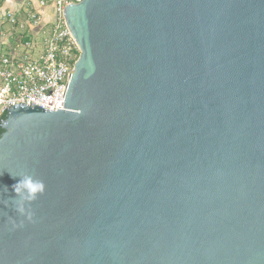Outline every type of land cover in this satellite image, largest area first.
<instances>
[{"label": "water", "instance_id": "water-1", "mask_svg": "<svg viewBox=\"0 0 264 264\" xmlns=\"http://www.w3.org/2000/svg\"><path fill=\"white\" fill-rule=\"evenodd\" d=\"M64 14L63 109L0 119V264H264V0Z\"/></svg>", "mask_w": 264, "mask_h": 264}, {"label": "built area", "instance_id": "built-area-1", "mask_svg": "<svg viewBox=\"0 0 264 264\" xmlns=\"http://www.w3.org/2000/svg\"><path fill=\"white\" fill-rule=\"evenodd\" d=\"M81 1L39 0L40 9L29 11L23 21L6 12L14 28L27 29L30 35L17 38L9 51L0 42V119L9 105L18 102L50 111L63 109V93L80 54L64 11Z\"/></svg>", "mask_w": 264, "mask_h": 264}, {"label": "crops", "instance_id": "crops-1", "mask_svg": "<svg viewBox=\"0 0 264 264\" xmlns=\"http://www.w3.org/2000/svg\"><path fill=\"white\" fill-rule=\"evenodd\" d=\"M39 0H5L2 5H0V42L3 46V49L9 51L14 45L17 38L23 37L24 34L30 35L26 30L22 31L19 28L12 27L10 30H7L2 20L5 19L6 12H11L18 20H25L26 15L21 13V18L19 19L20 11L26 3H30L33 6V9H40L38 5ZM49 1V0H47ZM19 36V37H18Z\"/></svg>", "mask_w": 264, "mask_h": 264}, {"label": "clouds", "instance_id": "clouds-1", "mask_svg": "<svg viewBox=\"0 0 264 264\" xmlns=\"http://www.w3.org/2000/svg\"><path fill=\"white\" fill-rule=\"evenodd\" d=\"M21 179L18 183L13 185L15 193L21 196V199L27 202L35 201L39 195L43 194L45 191V184L42 180L32 176L25 175L20 177ZM21 214L25 213V208L21 205L17 209ZM28 218L31 219V213H28Z\"/></svg>", "mask_w": 264, "mask_h": 264}, {"label": "rangeland", "instance_id": "rangeland-1", "mask_svg": "<svg viewBox=\"0 0 264 264\" xmlns=\"http://www.w3.org/2000/svg\"><path fill=\"white\" fill-rule=\"evenodd\" d=\"M31 10H33V6H32L30 3H26V4L22 7V9H21V11H20L19 19H23V18L20 17V16H21V13H23V14H24V17H25V15H26L29 11H31ZM46 13H48V14L51 13L49 8H46ZM5 17H6V16H5ZM2 22H3L4 27H5L7 30H10L12 27H14V25L9 21V19H8L7 17H6L5 19H3Z\"/></svg>", "mask_w": 264, "mask_h": 264}, {"label": "trees", "instance_id": "trees-1", "mask_svg": "<svg viewBox=\"0 0 264 264\" xmlns=\"http://www.w3.org/2000/svg\"><path fill=\"white\" fill-rule=\"evenodd\" d=\"M5 0H0V5H2L4 3ZM3 132V130L0 128V135Z\"/></svg>", "mask_w": 264, "mask_h": 264}]
</instances>
